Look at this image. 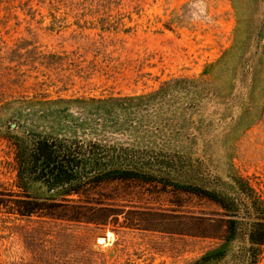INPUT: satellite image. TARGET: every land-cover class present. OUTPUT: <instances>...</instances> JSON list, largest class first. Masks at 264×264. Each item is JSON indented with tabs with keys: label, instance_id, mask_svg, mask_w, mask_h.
Wrapping results in <instances>:
<instances>
[{
	"label": "rangeland",
	"instance_id": "374dc122",
	"mask_svg": "<svg viewBox=\"0 0 264 264\" xmlns=\"http://www.w3.org/2000/svg\"><path fill=\"white\" fill-rule=\"evenodd\" d=\"M170 79L201 85L167 101L171 127L112 137L163 151L149 179L68 202L32 183L29 195L56 207L1 208L0 264H191L222 248L225 218L207 195L236 197L242 180L264 204V0H0V198L17 191L16 145L92 139L112 126L97 102ZM75 214L92 221L66 220Z\"/></svg>",
	"mask_w": 264,
	"mask_h": 264
},
{
	"label": "trees",
	"instance_id": "16d2710c",
	"mask_svg": "<svg viewBox=\"0 0 264 264\" xmlns=\"http://www.w3.org/2000/svg\"><path fill=\"white\" fill-rule=\"evenodd\" d=\"M197 81L170 79L147 95L116 97L97 102V114L104 116L103 120L112 126L92 139L74 136L42 137L28 149L16 145L14 169L17 191L12 192L10 199L0 198V211L5 208L20 216L49 215L56 206L31 197L27 189L32 183L43 184L51 191H62L65 202L66 198L73 195L81 200V196L87 195L88 188L103 182L149 179L147 172L158 163L163 151L123 144L112 137L116 133L120 136L130 132L155 134L160 128L171 127L173 120L164 116L172 100L183 94L196 96V91L201 89ZM194 107L196 104L191 100L179 109L186 114ZM99 123L100 120H97L96 129ZM233 182L236 184V197L216 193L206 196L221 209L225 218L222 248L200 256L191 264H221L228 255L231 261L224 264H258L264 248V204L242 180ZM7 202L12 205L7 206ZM66 220L92 221L82 214H75ZM235 246L237 249L233 250Z\"/></svg>",
	"mask_w": 264,
	"mask_h": 264
},
{
	"label": "bare ground",
	"instance_id": "6f19581e",
	"mask_svg": "<svg viewBox=\"0 0 264 264\" xmlns=\"http://www.w3.org/2000/svg\"><path fill=\"white\" fill-rule=\"evenodd\" d=\"M101 241H102V243H103V242H106L107 240H101Z\"/></svg>",
	"mask_w": 264,
	"mask_h": 264
},
{
	"label": "water",
	"instance_id": "95a60500",
	"mask_svg": "<svg viewBox=\"0 0 264 264\" xmlns=\"http://www.w3.org/2000/svg\"><path fill=\"white\" fill-rule=\"evenodd\" d=\"M104 240H107V238H105Z\"/></svg>",
	"mask_w": 264,
	"mask_h": 264
}]
</instances>
